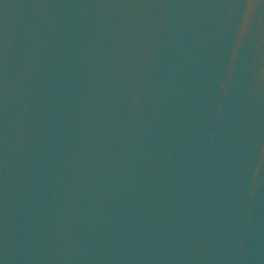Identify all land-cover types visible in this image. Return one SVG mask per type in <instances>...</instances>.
I'll return each mask as SVG.
<instances>
[{
	"label": "water",
	"instance_id": "water-1",
	"mask_svg": "<svg viewBox=\"0 0 264 264\" xmlns=\"http://www.w3.org/2000/svg\"><path fill=\"white\" fill-rule=\"evenodd\" d=\"M228 264H264V0H236Z\"/></svg>",
	"mask_w": 264,
	"mask_h": 264
}]
</instances>
